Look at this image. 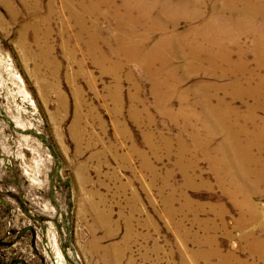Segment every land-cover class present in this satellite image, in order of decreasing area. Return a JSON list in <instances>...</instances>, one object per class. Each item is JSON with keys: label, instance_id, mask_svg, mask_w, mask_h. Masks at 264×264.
Here are the masks:
<instances>
[{"label": "rangeland", "instance_id": "obj_1", "mask_svg": "<svg viewBox=\"0 0 264 264\" xmlns=\"http://www.w3.org/2000/svg\"><path fill=\"white\" fill-rule=\"evenodd\" d=\"M80 1L0 0V264H264V100L224 90L264 79V15L231 12L242 0ZM202 35L241 49L246 73L188 56ZM118 40L183 54L156 78ZM216 94L238 115L226 129L205 121Z\"/></svg>", "mask_w": 264, "mask_h": 264}, {"label": "bare ground", "instance_id": "obj_2", "mask_svg": "<svg viewBox=\"0 0 264 264\" xmlns=\"http://www.w3.org/2000/svg\"><path fill=\"white\" fill-rule=\"evenodd\" d=\"M105 1L106 0H85V1L83 0V2L80 1V7L82 10H85V12L88 14L101 13L100 8H101V5H103L105 3ZM129 1L130 0H124L122 5H123L124 10H126L130 13V11H132L134 8L132 5V2H129ZM178 1H181V0H178ZM242 1L244 3V7H242L241 9H238V8L234 9L233 8V10L231 12H237V13H240L244 16L245 15H247V16H252V15L258 16V14L264 15V1L261 3L262 7L255 6L254 3L249 1V0H242ZM86 2H88V4H86ZM113 2H115V1H113ZM106 3L108 4L109 2H106ZM190 3L193 7H195V5L198 3V1L197 0H190ZM201 12L202 11L200 9L197 10L195 8L191 12V14H193V16H199V15H201ZM113 14L117 15V12L114 11ZM251 27H253V26H251ZM202 36L203 37H201V38L198 37L195 40H191L190 42H187V45L190 48L189 52H187L188 56L198 59L201 52H203L204 58H202V59L209 61L213 65H216L218 62H223L227 66V69H224V71L222 73L223 75H225L228 71H232V70H236L239 73H243L245 71V73H246L245 64L243 63V51L241 49L235 51V53H237V58H236V60H233L232 55H231L232 52L230 50H224V52H222V50H220L219 48H217L219 50H214V47H217L218 46L217 44H219V39H215V38H213V36H207V35H202ZM229 39H232L234 42H237V38H235V37H229L228 40ZM254 41H255L254 42V44H255L258 42V39L255 38ZM259 43L260 42H258L257 44L259 45ZM118 44H119V48L125 53V57H126L127 61L128 60H136V62L139 63L142 70H149V72L151 73V76L156 77V78H157L158 74L159 75L163 74L165 69H167V67L165 68L164 65L166 63H169V59L173 55H177L179 53H181V55L183 54L182 51L177 50V49L173 50L170 48H166L164 50H159V48L161 46H163V45H159V43L155 47H153V48L151 47L148 50L140 49V44L136 43V42H132V41L124 42L122 40H118ZM205 44H206V46H203ZM210 45H211V47H209ZM258 45L256 46L257 49H255L257 51L259 48ZM260 54L258 55V52H257V56H256L257 59H259V60H260ZM155 61L161 62V65L158 68H155L153 70V69H151V67L153 66V63ZM233 61H234L235 65H230V64H232ZM114 63H115V66L118 68H115L114 65H110V72L111 73L116 72L117 69L121 68L120 67L121 63H119V62H114ZM257 67H258V65H257ZM258 83H259L258 85H256V83H255V85H253V79H244L241 82L234 81L233 83L226 85L225 88L221 87L219 85H214V84H210L209 87L212 88L213 90L214 89L216 90L217 88H221V89L224 88V90L227 91V93L230 92L235 97L240 96L241 98H243V97H255L256 95H259L258 97H255V98L257 100H264V84H263L264 79L263 78L259 79ZM262 84H263V88L261 86ZM162 85H164L166 89H165V93L161 96V100H163L164 102H167V100L173 96L174 91L170 89V86H169L170 84L163 82ZM200 87H201V85H199V87L196 88L197 89L196 92L198 93L200 98H202V97H205L203 95V92H202L204 90L201 91ZM185 95H186L185 92L184 93L180 92L178 94V97H179V99L184 100ZM215 97L219 98V100H218L217 104L214 106H212L209 102L201 103V106H203L202 107L203 114L206 113L205 114V118H206L205 121H206V123H208V125L214 126L215 128L218 127V128L226 129L228 127L225 123V119L227 118V116L233 115L234 118L236 119V117L238 115L234 114L231 111L229 104L220 100V97H218L217 94L215 95ZM262 129H259V130H262ZM229 136L230 137L227 138V141H229L230 143H232V141H235L234 136L232 137L230 134H229ZM255 140H257L258 142L261 143L260 137L255 138ZM223 141H226V140H223ZM262 144L264 145V139H263ZM232 145H235V143L233 142ZM232 152L234 153V150H232ZM243 177H244V175H243ZM259 180H260V178H259ZM263 181H264V179H263Z\"/></svg>", "mask_w": 264, "mask_h": 264}]
</instances>
